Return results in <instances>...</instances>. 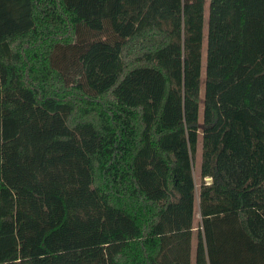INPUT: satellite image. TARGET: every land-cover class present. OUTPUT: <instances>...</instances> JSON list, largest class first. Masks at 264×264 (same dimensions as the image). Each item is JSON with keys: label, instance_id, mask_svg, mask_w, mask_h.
<instances>
[{"label": "trees", "instance_id": "trees-1", "mask_svg": "<svg viewBox=\"0 0 264 264\" xmlns=\"http://www.w3.org/2000/svg\"><path fill=\"white\" fill-rule=\"evenodd\" d=\"M0 264H264V0H0Z\"/></svg>", "mask_w": 264, "mask_h": 264}, {"label": "rangeland", "instance_id": "rangeland-1", "mask_svg": "<svg viewBox=\"0 0 264 264\" xmlns=\"http://www.w3.org/2000/svg\"><path fill=\"white\" fill-rule=\"evenodd\" d=\"M207 10L205 12V23H204V45H203V53H202V70H201V78L203 79L204 77V65H205V45H206V34H207ZM94 37H96L94 35ZM101 36H99L100 38ZM98 38V37H97ZM203 90V89H202ZM201 96H202V91H201ZM200 155H201V136H199V142L197 145L196 149V155H195V160H194V165H193V177L195 180V185H196V191L198 192L199 186H200ZM205 181H209V179H206ZM197 196V194H196ZM200 225V216L198 214V201L197 199L195 200V215H194V220H193V227H194V233H193V239H192V257L194 256V248H195V242H196V230L198 229Z\"/></svg>", "mask_w": 264, "mask_h": 264}]
</instances>
